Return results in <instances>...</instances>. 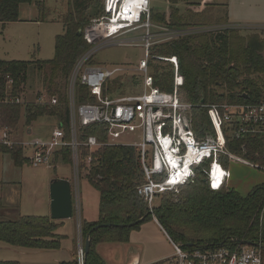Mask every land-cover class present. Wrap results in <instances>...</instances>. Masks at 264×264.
<instances>
[{"label":"trees","instance_id":"trees-1","mask_svg":"<svg viewBox=\"0 0 264 264\" xmlns=\"http://www.w3.org/2000/svg\"><path fill=\"white\" fill-rule=\"evenodd\" d=\"M180 0H169L174 6ZM32 0H0V24L15 23L19 18V7L31 4ZM43 0L36 4L40 16ZM103 13L101 0H66L65 12L59 22L64 28L62 35L55 38L54 59L41 62L38 68H48L44 88L48 98L56 103L35 104L25 101V86L30 62L0 61V126L16 130L21 113L25 124L30 126L40 117H49L65 133L69 140V112L67 83L77 61L87 52L89 46L83 39V31L92 16ZM191 13V12H190ZM184 20L176 9L170 13L150 14V23L173 29L202 28L208 22L202 14ZM168 22V24H167ZM81 32V36L77 33ZM239 29L200 33L186 36L169 43L154 46V58L176 57L184 84L180 94L184 101L193 105L191 110L192 129L197 139L213 133L207 117V104H252L264 102V29L252 30L245 35ZM90 61V60H89ZM154 86L163 92L172 91L171 66L163 61H149ZM13 80L11 97L22 98L24 103L3 101L4 80ZM125 76L124 78H126ZM114 83L115 89L124 90L126 79ZM131 83L138 87L140 81L131 76ZM124 80V82H123ZM106 93L110 92L108 82ZM111 94V93H109ZM247 97V99L244 98ZM76 102L93 101L86 87L78 85L75 90ZM223 133L227 150L245 159L264 164V138L234 139L229 129ZM94 136L100 144L106 141L101 125L80 130L79 139L85 141ZM243 149L245 152H243ZM9 155L16 167L27 163L20 146L0 148ZM90 157L88 165L85 158ZM53 163L71 165L69 148L55 153ZM224 169L229 170L226 158L221 159ZM196 169L192 183L179 187L178 192L157 195L153 216L165 234L175 244L188 247L212 248L234 247L238 243L251 244L259 238L264 242V186L254 187L246 196H240L233 189L223 186L212 191L203 182L201 170ZM80 174L98 193V220L94 223L81 221L83 242L97 225H118L124 227L99 228L90 234V247L84 264H106L96 252L100 244L128 243L130 233L141 225L152 221L153 216L144 201L138 196L137 188L143 183V176L137 149L127 146H101L93 152L80 148ZM55 169V168H54ZM84 173V175H83ZM141 220V223L128 227ZM62 222L47 216L20 215L17 218L0 219V242L17 249L53 251L60 248L63 236L57 234ZM0 264H19L16 261H2ZM58 264H76L75 260Z\"/></svg>","mask_w":264,"mask_h":264},{"label":"built area","instance_id":"built-area-1","mask_svg":"<svg viewBox=\"0 0 264 264\" xmlns=\"http://www.w3.org/2000/svg\"><path fill=\"white\" fill-rule=\"evenodd\" d=\"M149 18V0H103V15L99 20L91 21L83 31V39L89 49L77 61L67 83L68 141L64 140L65 133L57 125L50 140L46 142L14 143L10 140L11 132L6 128H3L0 136V148L20 146L23 150H29L31 154L25 158L32 167L56 168L53 163L55 153L69 148L72 169V217L76 220V264H84L79 195V180L82 179L79 168L81 147L88 149L90 153L101 146L121 145L137 149L143 176V183L137 188V194L152 216L156 196L166 192L177 193L179 187L193 182L196 169L203 165L207 167L203 168L200 174L212 191L220 190L229 180V170L224 169L222 158H226L229 164L239 163L253 169H261L259 164L227 150L223 129H229L237 140L264 138V102L200 104L199 106L207 110L213 133H207L203 138L197 139L191 123V110L194 106L185 102L180 94L184 79L179 72L177 58H154L151 54L154 46L186 36L242 28L224 25L180 30L154 26ZM258 29L264 27L250 30ZM114 46L143 49L144 58L139 61L136 70H133L140 75L137 87L141 88L139 93L133 92L118 97L106 93V83L121 71L119 68L84 69L97 52ZM150 60L163 61L171 66V92H163L154 86L149 68ZM3 80V101L24 103L22 98L11 97L13 80L9 76L3 77ZM78 85L87 88L93 101L81 104L76 102L75 90ZM25 101L28 102L26 99ZM47 102L55 104L56 98L49 99L44 90L37 94L34 101L35 104ZM93 125L103 126L106 134L104 144H100L94 136L80 141V130ZM129 135H137L140 141L119 144L122 136ZM89 162L90 157H86V165ZM153 219L156 221L154 216ZM160 228L163 230L161 226ZM169 241L173 246V264H264V242L261 238L251 244L238 243L234 247L221 245L212 248L181 247L171 239Z\"/></svg>","mask_w":264,"mask_h":264},{"label":"rangeland","instance_id":"rangeland-1","mask_svg":"<svg viewBox=\"0 0 264 264\" xmlns=\"http://www.w3.org/2000/svg\"><path fill=\"white\" fill-rule=\"evenodd\" d=\"M42 1V0H34ZM194 0H180L177 5L180 7L178 15L184 20L194 18V13L183 12L181 7L189 6ZM151 9L154 12L163 13L167 9L165 0H151ZM188 3V4H187ZM103 5V0H101ZM43 12L39 22L25 21L13 23L0 27V61H24L30 62L31 66L27 71V81L25 95L28 102H34L37 94L44 88L45 77L49 75L48 68H38L41 62L54 59L55 38L64 32L59 17L65 12L66 0H43ZM92 16L93 20H99L101 16ZM38 17V16H37ZM35 19H38V18ZM197 17V15H196ZM89 23V24H90ZM152 31H156L153 30ZM240 34L245 35L250 29L240 30ZM143 33V31H142ZM251 33V32H249ZM170 42V41H169ZM164 44V43H163ZM161 45V44H159ZM152 50V49H151ZM144 58L143 49L139 47L114 46L102 49L97 52L86 64V68L103 67L108 69L119 68L121 71L112 79L108 80V85L113 97L128 95L129 93H139L141 88L135 87L131 83V76L139 79L140 75L134 73L138 63ZM39 63V64H38ZM124 75H128L124 78ZM126 79L124 91L116 90L115 84ZM123 80V82H124ZM184 99V98H183ZM32 129L31 134H27L28 129ZM55 125L49 117H40L31 127L25 124L24 113H21L16 130H10V140L18 143H36L50 140L51 133ZM140 141L137 135L122 136L119 144H133ZM26 157L30 156V151L25 150ZM261 169H253L239 163L229 164V180L225 187L233 189L240 196H246L254 187L264 186V164L257 162ZM20 168V167H18ZM21 170V171H20ZM84 175V173H83ZM14 179L18 180L16 188L4 189L3 195L6 201L15 202L20 205V212L23 215L48 216L50 212L49 185L52 180L64 179L72 182V169L69 165L57 164L56 168L48 166L32 167L28 163L14 174ZM90 189L89 183L84 179L79 180V195L82 197L84 188ZM92 190V189H91ZM95 192V191H93ZM83 199V197H82ZM160 198L155 200V204ZM12 214V212H9ZM66 234L76 235V226L72 227L68 222L62 228ZM148 233L143 241V261L150 264H173L171 259L172 248L169 242L163 237ZM72 244L70 241H63L60 248L53 251L29 250L10 248L0 242V262L16 261L19 264H57L62 261H69L71 258ZM76 254V246L74 257ZM170 256V257H169Z\"/></svg>","mask_w":264,"mask_h":264},{"label":"crops","instance_id":"crops-1","mask_svg":"<svg viewBox=\"0 0 264 264\" xmlns=\"http://www.w3.org/2000/svg\"><path fill=\"white\" fill-rule=\"evenodd\" d=\"M189 2V0H186ZM195 2L189 6L181 7L182 11L192 12L194 14H202V20L208 22V25L204 28H210L213 26H234L242 29H251L257 27H264V0H194ZM40 2V1H39ZM151 0H149L150 14L156 15L158 12H154L151 9ZM167 4V9L165 12L166 16L170 13V8L176 9L177 11L180 7L175 4L173 7L170 6L169 0H165ZM38 1L32 0L31 4H23L19 7V18L15 23H21L25 21H39V12L36 4ZM188 4V3H187ZM160 14V13H159ZM38 16V17H37ZM38 19H35V18ZM13 24V23H10ZM1 25L2 29L5 26L10 25ZM168 24V22H167ZM152 25L157 27H167L160 26L155 23ZM241 29V30H242ZM53 120V119H52ZM53 123L56 127V122L53 120ZM33 124V123H32ZM32 124L28 127H31ZM3 128L0 126V136ZM32 129H28L27 134H31ZM18 143V142H14ZM26 143V142H24ZM23 157H26L25 150H23ZM27 164V163H26ZM25 165V164H24ZM23 165V166H24ZM22 166V167H23ZM20 167V168H22ZM16 167L10 158L9 155H6L0 151V219L3 218H17L22 216L20 212V205L15 202L11 203L4 199V189L16 188L18 180L14 179V174L18 173L20 169ZM21 171V170H20ZM92 189V190H91ZM91 186L84 188L82 191L81 201V211L80 219L87 223H94L98 220V205H99V196ZM50 198V197H49ZM12 212L10 214L9 212ZM26 216H37V215H26ZM47 217H50V212ZM61 222V221H59ZM70 222L72 227L76 226V220L72 217L71 220H66L62 222V225L57 230V234L63 236V241H70L72 244L71 258L69 261L74 260V250L76 246V235L66 234L62 231V228L66 223ZM153 235H158V238L163 239V237L169 242L173 255V246L169 241L168 236L160 228L158 223L152 219V221L147 222L140 226L136 231L130 233L129 241L125 244H100L96 246V252L98 255L105 261L106 264H150L148 261H143V241L147 238L148 233ZM11 248V247H10ZM169 256V257H170ZM68 262V261H62ZM60 263V262H58ZM57 263V264H58Z\"/></svg>","mask_w":264,"mask_h":264},{"label":"water","instance_id":"water-1","mask_svg":"<svg viewBox=\"0 0 264 264\" xmlns=\"http://www.w3.org/2000/svg\"><path fill=\"white\" fill-rule=\"evenodd\" d=\"M78 36H81V32L77 33ZM247 99L246 96H244ZM203 104V102H201ZM205 183L206 180L203 179ZM49 197H50V218L53 221H66L72 219V195H71V186L67 180L64 179H55L50 182L49 185ZM141 223V220L129 225L128 227H133ZM108 228V227H124L118 225H97L91 232H89L84 241V260L88 255L90 247V234L99 229V228ZM182 247V246H181ZM192 247V245H188Z\"/></svg>","mask_w":264,"mask_h":264}]
</instances>
